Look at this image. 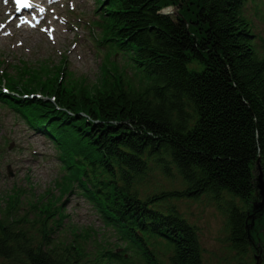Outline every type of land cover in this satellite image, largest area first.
Instances as JSON below:
<instances>
[{"label":"trees","instance_id":"obj_1","mask_svg":"<svg viewBox=\"0 0 264 264\" xmlns=\"http://www.w3.org/2000/svg\"><path fill=\"white\" fill-rule=\"evenodd\" d=\"M245 2L105 0L106 41L128 55L140 85L120 74L91 92L48 79L44 93L58 108L46 101L23 107L56 142L104 223L144 264H163L150 250L157 241L170 250L169 264H203L195 228L174 199L209 195L235 249L258 251L264 237V213L246 228L259 198L257 166L264 180V57ZM155 170L167 178L174 171L182 188L139 195L137 185ZM12 208H0V264H91L81 242H52L45 226L36 241ZM51 212L63 216L49 207L43 225ZM104 257L126 263L121 252Z\"/></svg>","mask_w":264,"mask_h":264},{"label":"rangeland","instance_id":"obj_2","mask_svg":"<svg viewBox=\"0 0 264 264\" xmlns=\"http://www.w3.org/2000/svg\"><path fill=\"white\" fill-rule=\"evenodd\" d=\"M1 1L5 2L0 0L1 5ZM39 1L42 3L38 0L29 3V12L35 9L41 15L37 28L28 29L16 40L13 37L0 40V73L4 72L13 82H18L25 80L19 75L23 70L39 67L50 70L49 74L54 75L60 66L64 73L60 75L66 84L84 86L91 92L98 89L109 72L122 74L134 85H140L138 75L128 60L98 44L100 32L95 28L92 17L94 0ZM11 5L13 11V1ZM165 9L172 10L170 7ZM27 12L28 9L19 13V17L23 14L30 16ZM245 15L253 25L256 48L264 57V0H247ZM38 90L44 92L43 87L39 86ZM62 164L56 147L39 132L30 129L10 102H0V208L5 211V207L14 203V219H19L21 226L38 238L36 241L40 240L45 226L50 241L62 245L82 242L86 260L96 259L97 264H101L100 254L120 251L125 248L124 241L119 239L113 228L104 225L91 203L76 187L63 191L60 177L65 169ZM6 168L10 170V177ZM140 182L137 192L141 195L182 188L174 171L166 178L155 170ZM169 203L188 224L194 226L203 264H264L261 235L260 243L255 247L258 251L252 248L238 250L231 246L225 217L209 195H201L197 199H174ZM56 204L62 209L63 218L57 221L49 218L44 225L38 222L43 220L40 210L44 213L46 207ZM152 248L157 258L169 264L170 250L162 242ZM135 249L128 247L125 252L126 256L130 255L128 264H144L143 257Z\"/></svg>","mask_w":264,"mask_h":264},{"label":"water","instance_id":"obj_3","mask_svg":"<svg viewBox=\"0 0 264 264\" xmlns=\"http://www.w3.org/2000/svg\"><path fill=\"white\" fill-rule=\"evenodd\" d=\"M257 169L256 190L259 198L252 203L251 213L247 215V219H250V222L246 221V228L252 227L256 213L264 212V180L258 166Z\"/></svg>","mask_w":264,"mask_h":264},{"label":"bare ground","instance_id":"obj_4","mask_svg":"<svg viewBox=\"0 0 264 264\" xmlns=\"http://www.w3.org/2000/svg\"><path fill=\"white\" fill-rule=\"evenodd\" d=\"M10 9L9 4H6L4 6H0V17L4 18L6 16V14L8 13ZM21 27L20 24H17L16 21L14 22H6L5 26L2 30H0V33L4 30V29H8L11 32H16L19 31V28Z\"/></svg>","mask_w":264,"mask_h":264},{"label":"snow or ice","instance_id":"obj_5","mask_svg":"<svg viewBox=\"0 0 264 264\" xmlns=\"http://www.w3.org/2000/svg\"><path fill=\"white\" fill-rule=\"evenodd\" d=\"M5 2H7V0H5ZM15 2L17 4L18 8L19 7H27V6H29L28 0H15Z\"/></svg>","mask_w":264,"mask_h":264}]
</instances>
